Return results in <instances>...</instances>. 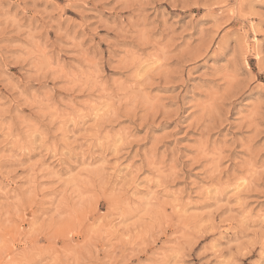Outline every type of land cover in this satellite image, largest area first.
Masks as SVG:
<instances>
[{
	"label": "rangeland",
	"instance_id": "obj_1",
	"mask_svg": "<svg viewBox=\"0 0 264 264\" xmlns=\"http://www.w3.org/2000/svg\"><path fill=\"white\" fill-rule=\"evenodd\" d=\"M264 0H0V264H264Z\"/></svg>",
	"mask_w": 264,
	"mask_h": 264
},
{
	"label": "snow or ice",
	"instance_id": "obj_2",
	"mask_svg": "<svg viewBox=\"0 0 264 264\" xmlns=\"http://www.w3.org/2000/svg\"><path fill=\"white\" fill-rule=\"evenodd\" d=\"M262 110H264V102H262Z\"/></svg>",
	"mask_w": 264,
	"mask_h": 264
}]
</instances>
